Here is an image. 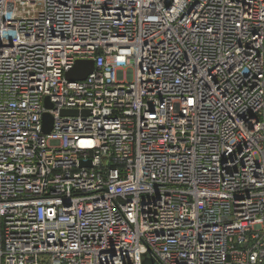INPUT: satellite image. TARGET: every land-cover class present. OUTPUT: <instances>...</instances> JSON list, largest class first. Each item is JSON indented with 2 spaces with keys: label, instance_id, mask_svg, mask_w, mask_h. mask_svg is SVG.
I'll use <instances>...</instances> for the list:
<instances>
[{
  "label": "built area",
  "instance_id": "obj_1",
  "mask_svg": "<svg viewBox=\"0 0 264 264\" xmlns=\"http://www.w3.org/2000/svg\"><path fill=\"white\" fill-rule=\"evenodd\" d=\"M145 255L264 264V0H0V264Z\"/></svg>",
  "mask_w": 264,
  "mask_h": 264
},
{
  "label": "water",
  "instance_id": "obj_2",
  "mask_svg": "<svg viewBox=\"0 0 264 264\" xmlns=\"http://www.w3.org/2000/svg\"><path fill=\"white\" fill-rule=\"evenodd\" d=\"M94 70V63L92 61H77L73 68L66 73V79L69 82L72 81H83L86 77L92 73ZM46 107H50L48 100H46ZM87 111L78 112L75 110H64L61 112L62 116H73L76 117L78 115L85 116L87 115ZM43 123V133L49 134L52 128V117L48 114L43 115L42 117ZM141 264H157L153 258L148 255L142 257Z\"/></svg>",
  "mask_w": 264,
  "mask_h": 264
}]
</instances>
